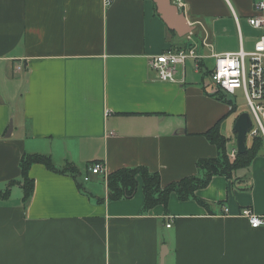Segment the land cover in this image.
I'll return each instance as SVG.
<instances>
[{
  "label": "crops",
  "instance_id": "obj_1",
  "mask_svg": "<svg viewBox=\"0 0 264 264\" xmlns=\"http://www.w3.org/2000/svg\"><path fill=\"white\" fill-rule=\"evenodd\" d=\"M172 2L192 36L174 37L154 0H0V264H264V226L240 216L264 215V150L197 190L211 211L172 193L168 212L144 214L141 183L111 201L103 176L83 179L93 161L108 174L145 166L164 185L198 174L197 162L217 155L205 132L221 119L229 150L237 146L239 115L212 96L207 71L214 54L254 49V0ZM187 40L206 55L200 71L190 59L179 82L160 81L150 57ZM25 152L72 162L83 189L36 163L24 200L10 182Z\"/></svg>",
  "mask_w": 264,
  "mask_h": 264
},
{
  "label": "trees",
  "instance_id": "obj_2",
  "mask_svg": "<svg viewBox=\"0 0 264 264\" xmlns=\"http://www.w3.org/2000/svg\"><path fill=\"white\" fill-rule=\"evenodd\" d=\"M170 32L173 36L178 37L175 31L170 30ZM192 45V42L184 41L182 45L178 46V49L191 47ZM209 72L207 71L208 74ZM228 95L222 90L212 94L216 99L231 105L230 113H233L237 109L236 104L228 98ZM221 122L222 119L205 132L207 139L216 146L217 155L200 159L197 162L198 174L186 176L178 181L164 185L160 173L151 171L145 166L120 168L108 175L106 181L108 200L115 201L132 198L137 193L141 183L144 194L142 207L144 214L158 205H163L165 211L168 212L169 199L172 193H176L182 201L194 199L211 211V203L197 196V190L207 187L214 176L232 178L238 170L248 168L255 157L264 150V135L259 131L252 139L249 140L247 138V149L245 152H238L235 158H231V151L228 147L229 139L221 132ZM95 162L98 161H93L91 164ZM36 163L45 165L51 171L72 174L76 178L79 188L83 189V184L78 181L81 171L72 162H67L64 168H58L49 155L25 152L20 160L21 179L10 182V185L16 183L22 185L25 194L24 200L28 201L34 191L35 181L30 176V169ZM9 193L10 188L5 191V194Z\"/></svg>",
  "mask_w": 264,
  "mask_h": 264
},
{
  "label": "built area",
  "instance_id": "obj_3",
  "mask_svg": "<svg viewBox=\"0 0 264 264\" xmlns=\"http://www.w3.org/2000/svg\"><path fill=\"white\" fill-rule=\"evenodd\" d=\"M106 5H110L113 0H104ZM253 16L248 18L250 25L261 30L262 34L255 43L254 49L245 51L243 48L235 52H223L212 55L214 57V67L209 72L214 87V93L222 90L229 95L237 96L241 91L249 107V113L253 120V127L248 133V137L255 136L261 131L264 135V0H254ZM193 33H190L192 36ZM191 47H182L180 49H168L165 52L150 57V65L156 71L157 78L163 82L176 83L179 80L176 77L178 66H185L190 59L194 61L197 71H200L203 59L206 55L198 49V45L192 42ZM203 45H207L203 41ZM22 70V66H18ZM213 93V94H214ZM238 154L237 146L231 150V158ZM101 175L104 181H107L108 173L103 162H95L88 166V174L84 175V181H89L91 176ZM227 212L228 209L225 208ZM240 216L248 219L250 225L254 228L264 226V215H259L249 207L241 210ZM170 218L168 227L171 226Z\"/></svg>",
  "mask_w": 264,
  "mask_h": 264
},
{
  "label": "water",
  "instance_id": "obj_4",
  "mask_svg": "<svg viewBox=\"0 0 264 264\" xmlns=\"http://www.w3.org/2000/svg\"><path fill=\"white\" fill-rule=\"evenodd\" d=\"M157 11L170 30L179 36H185L193 32V27L188 24L185 14L180 11L172 0H154ZM253 127V120L249 112L241 113L235 122L234 130L237 135V148L239 153L247 149L248 133Z\"/></svg>",
  "mask_w": 264,
  "mask_h": 264
},
{
  "label": "rangeland",
  "instance_id": "obj_5",
  "mask_svg": "<svg viewBox=\"0 0 264 264\" xmlns=\"http://www.w3.org/2000/svg\"><path fill=\"white\" fill-rule=\"evenodd\" d=\"M192 33H195V32H192ZM174 37H176V36H174ZM187 41H190V40H187ZM209 67L210 68L214 67V60H211ZM205 78L208 80V75H205ZM209 88L212 89V86ZM237 93H238L237 96L228 95V98L231 99L232 101H234V103L236 104L237 114L240 115L243 112H249V107L246 105V100L244 98L243 93L241 91H238ZM252 137H254V136H252ZM248 139L250 140L252 138L248 137Z\"/></svg>",
  "mask_w": 264,
  "mask_h": 264
}]
</instances>
